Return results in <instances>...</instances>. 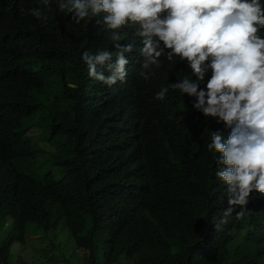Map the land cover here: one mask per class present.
<instances>
[{
    "label": "trees",
    "instance_id": "1",
    "mask_svg": "<svg viewBox=\"0 0 264 264\" xmlns=\"http://www.w3.org/2000/svg\"><path fill=\"white\" fill-rule=\"evenodd\" d=\"M36 7L40 0H0V264H27L10 260L11 246L3 242L10 217L61 236L66 226L74 249L89 252L83 264H264V194L253 190L249 214L243 220L233 214L216 231L213 217L229 205L201 129L210 140L213 123L177 91L155 99L162 86L191 72L187 62L165 61L145 81L139 51L126 54L123 85L138 98L112 112L110 135L92 134L80 145L71 121L84 65L70 63L79 47L116 49L99 25L103 42L70 36L74 55L47 56L39 39L47 25L59 42L48 25L57 4L51 0L47 24L28 12ZM160 105L158 118L152 110ZM66 242L71 246L68 236Z\"/></svg>",
    "mask_w": 264,
    "mask_h": 264
},
{
    "label": "clouds",
    "instance_id": "2",
    "mask_svg": "<svg viewBox=\"0 0 264 264\" xmlns=\"http://www.w3.org/2000/svg\"><path fill=\"white\" fill-rule=\"evenodd\" d=\"M54 2L55 15L48 25L59 42L51 40L47 25L39 39L47 56L57 57L58 50L74 55L70 36L81 41L89 34L91 42H103L100 27L109 33L116 49L82 53L79 47L70 63L78 70L84 65L80 72L85 81L77 84V113L71 121L78 143L84 145L92 134L110 135L112 112L138 98L123 85L130 70L126 54L139 51L143 59L138 75L145 81L165 61L187 62L191 72L162 86L155 99L164 101L170 89L177 91L213 123L210 140L204 124L201 129L206 150L216 158L215 176L226 186L229 206L212 223L220 231L233 214L243 220L250 211V193L264 194V0ZM40 4L28 12L47 24L51 0H40ZM129 29L132 34L121 35ZM163 108L153 109V115L160 118ZM103 113L108 117L101 125ZM213 189L216 192L217 186Z\"/></svg>",
    "mask_w": 264,
    "mask_h": 264
},
{
    "label": "rangeland",
    "instance_id": "3",
    "mask_svg": "<svg viewBox=\"0 0 264 264\" xmlns=\"http://www.w3.org/2000/svg\"><path fill=\"white\" fill-rule=\"evenodd\" d=\"M36 134V132H34ZM6 226V235L3 238L4 244L11 246L10 260L14 263L24 261L27 259V264H68L69 262L83 264L87 250H76L75 242L70 236L68 228L65 226V232L71 241V246H68L66 242L67 236L58 235L59 231L45 230H33V226H25L19 221H12L10 217ZM27 234L25 239L21 238L22 233ZM48 236L49 238H46ZM50 240H53V245ZM0 243H2V237L0 236ZM47 250V251H46ZM46 251V252H44ZM30 252L35 255H41L40 257H32ZM22 255V256H20ZM117 264H127L124 260H121Z\"/></svg>",
    "mask_w": 264,
    "mask_h": 264
}]
</instances>
